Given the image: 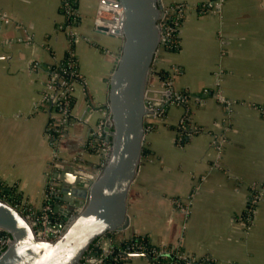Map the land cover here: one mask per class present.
<instances>
[{
    "label": "crops",
    "instance_id": "obj_1",
    "mask_svg": "<svg viewBox=\"0 0 264 264\" xmlns=\"http://www.w3.org/2000/svg\"><path fill=\"white\" fill-rule=\"evenodd\" d=\"M211 1L162 0L189 8L180 46L160 49L155 65L171 72L176 91L209 90L205 99L190 102L191 119L203 131L177 141L185 105L173 103L164 118L154 119L144 141L150 154L131 184L129 227L122 233H147L158 245L210 253L216 264H264V192L248 222L243 219L251 191L264 187V0H224L219 7L214 0L198 9ZM101 2H78L80 20L72 30L81 79L74 121L51 140L52 107L39 102L49 74L58 76L50 66L71 47L61 0H0V196L38 208L52 187L54 208L65 195L71 203L80 199L64 189H82L100 173L103 156L87 144L101 108L108 107L109 79L123 43L97 29ZM149 87L162 90L158 77L150 76ZM219 94L232 100L230 109ZM181 203L190 205L188 214ZM66 209L60 206L55 218ZM129 264L149 261L136 255Z\"/></svg>",
    "mask_w": 264,
    "mask_h": 264
},
{
    "label": "water",
    "instance_id": "obj_2",
    "mask_svg": "<svg viewBox=\"0 0 264 264\" xmlns=\"http://www.w3.org/2000/svg\"><path fill=\"white\" fill-rule=\"evenodd\" d=\"M105 1L118 9H109L114 17L101 18L97 29L123 39L109 79V158L84 188L63 190L80 199L71 203L65 195L64 203L57 200L54 211L60 206L69 209L48 224L49 238L37 236L38 220H29L12 200L0 197V227L13 237L0 253V264H83L87 254L85 262L92 264L102 238L129 227L128 195L143 157L146 116L152 112L149 101L170 93L149 87L153 63L164 41L160 25L164 11L162 0ZM112 23L116 26L110 27Z\"/></svg>",
    "mask_w": 264,
    "mask_h": 264
},
{
    "label": "built area",
    "instance_id": "obj_3",
    "mask_svg": "<svg viewBox=\"0 0 264 264\" xmlns=\"http://www.w3.org/2000/svg\"><path fill=\"white\" fill-rule=\"evenodd\" d=\"M79 0H62L61 5H63L64 15L68 24V33L70 34V38L73 42L74 38L76 39L75 33H73L72 27L79 16L77 2ZM216 5L219 7L224 0H215ZM214 0L211 2H203L199 7L200 10L205 11L211 5H213ZM163 16L160 19V25L162 28V37H164V41L161 43V46H164L165 42H173V36L175 32H177L185 18L187 10L189 8L188 3L186 2H175L170 4L163 3ZM109 9L111 7L103 2H101L100 7L98 9V15L96 18V26L101 25L102 21L100 20L106 16V12H110ZM112 25V24H109ZM161 49V48H160ZM159 51V50H158ZM69 59L67 63L63 65V63H58V69L54 70L58 76L56 78L51 77L45 83V88L41 93V99L39 105H51V116L49 119V123L47 126V130L50 128H55L58 134L63 135L65 129L74 121V113L72 109V99L75 92L76 83H78L81 79V74L78 70V62L76 59V54L74 52L68 51ZM177 70V68H176ZM162 90L170 93H165L164 98L159 99L157 101L150 99V103L148 108L152 111L147 114L146 121L149 119L160 118V107H164L167 103H176L180 105H186V103L191 102L192 97L198 100L205 99L206 94L209 93L208 89H204L203 95L201 94H192L188 91L180 92L176 91L173 88V80L172 76L168 79H165L162 82ZM219 99L223 103H225L227 109H230L232 100L224 95L219 94ZM156 102H161L162 104L156 105ZM42 108V106H39ZM101 119L99 121L98 126L94 129L92 133L93 138L89 140L88 147L95 152L100 153L103 156L102 166L103 167L109 158L111 152V141H110V132L111 130L106 129L107 122L111 120V112L109 106L106 108H101ZM190 118L189 126H185L187 129V134L191 135L197 132L203 131V128L193 122L191 119V114L185 115L183 114L179 124H185V121ZM152 127L151 124H146V131ZM49 137L50 133L47 131ZM53 188L50 187L47 193V197L40 207H35L31 204H27L21 200H12L24 213V215L29 220H38L39 225L36 227V234L40 238H49L50 229L48 224L55 219L54 208H53V198H52ZM251 196L248 198L247 208L249 209L248 216L250 217L256 209V205L259 203L260 198L263 195L264 187L260 185H255L253 190L251 191ZM3 197V196H0ZM6 198V197H3ZM249 204V205H248ZM181 208L185 213H189L190 205L180 204ZM126 237L122 231L111 232L109 236H105L101 240L100 250L97 253V259L92 264H118L119 260L128 261L130 257L135 256V254L139 255H149L152 254L150 251L146 249L144 245L139 242L133 243L128 248H122L120 244L118 247L113 243L114 240L118 238ZM108 240L107 244H103L104 240ZM13 241V237L11 233H9L4 228L0 227V253L4 251ZM119 249V250H118ZM118 250L119 252H117ZM163 250H154V255H160ZM89 257V254L85 256V260ZM114 258L115 262L108 261V258ZM186 257V256H185ZM84 260L83 264H88Z\"/></svg>",
    "mask_w": 264,
    "mask_h": 264
},
{
    "label": "trees",
    "instance_id": "obj_4",
    "mask_svg": "<svg viewBox=\"0 0 264 264\" xmlns=\"http://www.w3.org/2000/svg\"><path fill=\"white\" fill-rule=\"evenodd\" d=\"M78 2H77V7H78ZM201 3L202 2L198 3V5L200 6ZM198 9H199V7H198ZM60 11L63 14L65 13L64 9H63V5L60 6ZM179 42H180V37H179V30H178L177 32H175V35L173 36V42H171V43L165 42L164 47L166 50H169V51L176 50L180 46ZM68 59H69V54L67 51L65 53L63 59L61 60V63H63V65H65L67 63ZM77 62H78V60H77ZM57 67H58L57 64H52L50 66L51 70L58 69ZM154 76L158 77V81H159V84L161 86L162 82L171 76V72L168 69H164V68H161V67L154 65L151 77H154ZM49 77H51V74H49ZM185 91L186 90H183L180 92H185ZM171 104H173V103H167L166 105H164V107L159 108V110H160L159 117H161V118L165 117V115L168 111L167 109L169 108V106ZM190 104H191L190 102L186 103V105L184 106L185 111L183 114H185V115L191 114L192 109L190 107ZM71 105H72V109H74L75 96H73ZM147 121L149 124L152 125V123H154L155 120L149 119ZM185 124L186 125H183V124L176 125L177 131L179 132L177 141L180 143L185 141V137L187 134V129L185 128V126H189L190 118H188L185 121ZM48 132L50 133L51 140H54L57 137H59V134L55 128H50L48 130ZM142 152H143V156L150 154V149L148 148V146L146 144L144 145ZM248 208L245 209L244 214H243V219L246 222H248V219H247L248 212H249ZM136 242H139L142 245H144L146 247V249L152 253L149 255H145V254L140 255L142 257L147 258L149 261V264H216V260H215L214 256L210 253H205L202 255L189 253L184 248V246L179 244V243L178 244L169 243V244H164V245H158L152 240L151 236L147 233H136V232H134L133 234H126V237L118 238L117 240L113 241V243L115 244L116 247H118V244H120L123 249L130 247L133 243H136ZM118 250H116V251L119 252ZM154 250H163V252L160 255H154L153 254ZM131 258L132 257H130L128 261L127 260L126 261L119 260L118 264H129ZM108 261L109 262L110 261L115 262L114 258H112V257L111 258L109 257Z\"/></svg>",
    "mask_w": 264,
    "mask_h": 264
},
{
    "label": "rangeland",
    "instance_id": "obj_5",
    "mask_svg": "<svg viewBox=\"0 0 264 264\" xmlns=\"http://www.w3.org/2000/svg\"><path fill=\"white\" fill-rule=\"evenodd\" d=\"M62 1V0H61ZM164 3V2H163ZM61 6V5H60ZM79 12V11H78ZM64 15V14H63ZM65 19L67 20V18H66V16H65ZM79 20H80V14H79V16L77 17V20L75 21V23L77 24L78 22H79ZM68 24L65 22L64 23V28L66 29V30H69L68 29ZM180 29V28H179ZM74 43L75 42H73L72 40H71V47H69V49L67 50V51H70V52H74L75 51V49H74ZM160 48H161V51H160V53H162V51H163V49H165V47L164 46H160ZM160 48H159V50H160ZM166 50V49H165ZM66 51V52H67ZM156 55H158V52H157V54ZM76 59H77V56H76ZM78 60V59H77ZM154 65H155V61H154V63H153V67H154ZM172 68H174V67H171V69ZM152 71H153V68H152ZM152 71H151V74H152ZM161 86H162V84H161ZM106 108H107V106H106ZM88 145V144H87ZM144 145H145V142H144V144H143V147H144ZM4 197V196H3ZM6 198H8V197H6ZM247 209V208H246ZM189 210H190V207H189ZM61 217V216H60ZM59 218V217H58ZM57 218V219H58ZM56 218L54 219V220H57ZM123 231V230H122Z\"/></svg>",
    "mask_w": 264,
    "mask_h": 264
},
{
    "label": "bare ground",
    "instance_id": "obj_6",
    "mask_svg": "<svg viewBox=\"0 0 264 264\" xmlns=\"http://www.w3.org/2000/svg\"><path fill=\"white\" fill-rule=\"evenodd\" d=\"M103 3L109 5L111 8H114V6H112L111 4L107 3L105 0H103ZM116 9H118V8H116ZM122 11H123V10H122ZM106 13H107V12H106ZM109 13L113 14L112 11H110ZM114 15H115V14H113L112 16L114 17ZM109 17H111V16H109ZM115 26H116V24H114V23H112V25H110V27H115ZM12 242H13V241H12Z\"/></svg>",
    "mask_w": 264,
    "mask_h": 264
}]
</instances>
